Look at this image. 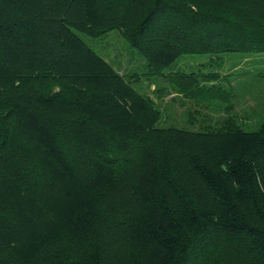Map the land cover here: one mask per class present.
Here are the masks:
<instances>
[{"label": "trees", "instance_id": "16d2710c", "mask_svg": "<svg viewBox=\"0 0 264 264\" xmlns=\"http://www.w3.org/2000/svg\"><path fill=\"white\" fill-rule=\"evenodd\" d=\"M114 30L147 85L84 39ZM227 53L264 0H0V264H264V119L178 67Z\"/></svg>", "mask_w": 264, "mask_h": 264}, {"label": "rangeland", "instance_id": "374dc122", "mask_svg": "<svg viewBox=\"0 0 264 264\" xmlns=\"http://www.w3.org/2000/svg\"><path fill=\"white\" fill-rule=\"evenodd\" d=\"M84 39L97 53L106 57L121 73L131 75L136 73L140 75L141 82L147 85L148 81L143 77L146 61L122 38L120 31L114 30L103 38L93 39L84 36ZM200 64H203V67ZM178 67L188 71H198L201 68L205 72L218 71L222 75L229 73L231 75L229 79L235 86L234 90L239 92V94L236 93L239 99L246 100L248 98L247 101H250L248 103L256 106V120L247 123L245 128L256 130L260 127L264 119V54L248 56L240 53H227L220 55V58L215 60H211L210 55L207 54L186 55L182 57ZM251 84L256 87L254 86L253 89ZM153 88L154 85L151 86V89ZM253 90L258 91L257 97L259 100L257 101L262 99V105H258L256 97L249 96ZM211 114L217 115L213 112ZM185 116V123L182 122L180 125L193 129L189 125L188 114H185ZM162 125L164 126V123Z\"/></svg>", "mask_w": 264, "mask_h": 264}]
</instances>
